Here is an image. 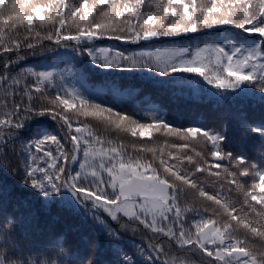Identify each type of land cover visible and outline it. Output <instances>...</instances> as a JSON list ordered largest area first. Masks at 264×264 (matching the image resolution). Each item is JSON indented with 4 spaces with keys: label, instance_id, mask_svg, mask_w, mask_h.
<instances>
[{
    "label": "trees",
    "instance_id": "trees-1",
    "mask_svg": "<svg viewBox=\"0 0 264 264\" xmlns=\"http://www.w3.org/2000/svg\"><path fill=\"white\" fill-rule=\"evenodd\" d=\"M197 2L200 3V0ZM146 3L147 0H144L141 13L148 11L150 6L157 7L156 0H151L149 5ZM95 15L96 13H93L94 17ZM125 16H128V13H125ZM67 17L68 15H65V25L60 29L61 34H77L76 23ZM132 21L140 22L139 18H133ZM59 27L58 20L41 22L37 18L31 30L26 24L0 28L2 41L11 42L13 48V51L5 52L3 43H0V75H5V64H8V70L11 71L7 83L3 85V88L8 89V95L5 96L3 89L0 88L2 119L5 118L3 115L5 112L12 111L14 101L20 103L23 99L27 104V98L20 95L24 81H21L20 88L14 92L11 77L32 69L37 73L52 74L50 81L45 82V91L49 97L59 94L69 98L65 96V92H73L90 103L111 108L113 112L130 116L139 123L163 121L170 127L181 130L198 127L202 129L201 135L203 131H208L222 136L223 139L220 141L222 154L232 153L233 157L243 156L245 162L240 164L236 160H220L212 157L210 151L212 142L202 135L201 137L207 142L205 161L211 165L212 170L199 175L200 186L210 194L219 193L222 201L227 200L234 204L237 208L234 215L238 214L244 223L252 226H256V223L259 226L264 224V220L257 215L264 212V205L252 201L250 196L247 199L256 209L253 212L255 218L252 219L246 211H240L242 208L248 209L252 215L251 208L243 203L248 192L264 197L259 187H253L260 183L257 173H264V136L254 132L245 135L242 128L244 123L252 127L264 128V91H260L254 81H243L234 88L218 90L197 73L177 71L162 75L145 67H101L84 51L86 48L91 51L97 48L106 49L109 59L118 52L132 55L141 51L151 52L156 48L168 47H183L194 52L195 49L209 44L222 46L228 52L233 48H239L243 52L264 44V37L228 24L214 26L212 27L214 30L206 28L197 32L182 33L179 36L157 37L137 43L122 39L98 38L91 41L82 40L79 43L62 40L61 44L57 45L55 36L51 41L45 39L49 33H55ZM80 27H87V23H80ZM17 43L20 45L18 49L15 47ZM28 43H33L34 48H27ZM203 55L211 68L215 64V55L209 52ZM185 58L191 57L185 54ZM217 71L213 68L208 74L215 76ZM26 79L34 87L35 77L27 76ZM34 95L38 94L34 93ZM71 102L78 104V101ZM5 104L7 107H4ZM66 114L73 121V131L75 127L84 128L87 124L88 129L101 140L111 141L115 146L122 145L126 156H141L151 162L161 174H163L159 163L161 159L178 168L182 173L192 168L186 159L190 148L185 139L175 134L152 129L150 136L140 137L137 134L133 137L131 133L115 132L111 125L98 117L80 116L74 109H67ZM23 115L24 113L21 112V117ZM3 130L7 131L4 140L0 141V144L2 143L0 235H3L5 240L0 241V252L7 253L6 264H24L26 261L31 264H125V256L130 258L128 264H189L188 261L178 263L179 260L158 257L149 248L150 243L155 244L151 239L154 235H150L149 230L143 225L132 223L127 229L120 228V224L126 223V217L120 216V224H118L102 209L93 208L90 202L80 205L72 203L65 194V189L46 198L31 187L30 181L25 183L26 165L46 166L42 159H38L36 164H33L31 159L33 155L43 157V152L48 148L56 154V146L51 142H46L42 145V150L37 151L34 143L36 140L44 139L49 134L55 135L65 149H71L72 145L65 139L68 129L63 125V121L54 119L49 113L33 114L24 121L22 127L15 130L14 136H8V129ZM156 133L169 135L173 139L171 142L184 146L181 148L169 144L167 153H155L153 159V153L144 151L143 143H139L145 139L153 140ZM108 146L107 143L95 145L97 149ZM77 157L75 162L61 160L60 163L66 164V167L75 174L81 171L79 165L84 162L82 152L77 153ZM107 159L108 157H103L104 162H107ZM100 161L101 157L97 155L95 163L98 165ZM216 163L223 167L216 168ZM224 167L230 172H236V177L224 179ZM244 170H248V176L239 175ZM215 172L220 173V178L210 174ZM102 177L107 179V173L102 172ZM190 178L192 179L193 175ZM231 179L242 184L243 189L237 188L235 184H229L228 180ZM187 200L183 207L180 206L182 209L195 206L201 209L205 204H212L204 198L194 197L192 192L187 196ZM212 207L218 208L216 205ZM218 215L224 217L222 210ZM204 216L205 218L211 216L216 221V215L211 211ZM183 218L185 230L195 235L193 221L198 220L199 217L187 212ZM177 227L178 225H174L173 229ZM234 227L237 229L236 237L246 239L257 247L264 243L257 236L241 237V230H245L243 226L234 225ZM109 229L113 234H110ZM163 241L172 243L169 247L171 250L180 247L167 237ZM190 252L192 253L189 255L197 256L196 251ZM174 253L176 254V250ZM203 262L204 260L197 263L203 264Z\"/></svg>",
    "mask_w": 264,
    "mask_h": 264
},
{
    "label": "snow or ice",
    "instance_id": "snow-or-ice-1",
    "mask_svg": "<svg viewBox=\"0 0 264 264\" xmlns=\"http://www.w3.org/2000/svg\"><path fill=\"white\" fill-rule=\"evenodd\" d=\"M9 4L15 7L7 14H3V9L0 8V28L26 24L31 30L37 18L41 22L55 19L58 20L60 27L55 33H49L45 39L51 41L55 36L57 45L61 44L62 40L79 43L82 40L91 41L98 38L122 39L137 43L228 24L264 37V0H200V3L197 0H156L159 9L156 14H152L151 6L148 12L141 13L144 0H79V3L76 0H3L2 5ZM66 10L67 18L76 23L75 35L61 34L60 29L65 25ZM93 13H96L95 17ZM125 13H128V16H125ZM133 18H139L140 22L132 23ZM85 22L87 27L81 28L80 23ZM0 43H3L5 52L13 51L11 42H3L0 37ZM15 47L18 49L20 45L17 43ZM27 48H34V44L28 43ZM84 51L101 67H145L162 75L177 71L197 73L218 90L234 88L243 81H254L255 86L260 91H264V44L243 52L239 48H233L228 52L222 46L211 44L195 49L194 52L183 47L156 48L155 51H141L132 55L118 52L111 59L106 54V49L97 48L91 51L86 48ZM205 52L215 55V64L211 68L210 64L206 63L207 58L203 55ZM101 53L104 55H100ZM185 54L191 58H185ZM213 68L218 70L217 75L210 76L208 72ZM4 71L5 75H0V88L7 96L8 89L3 88V85L8 81V64H5ZM27 76L35 77L34 87L27 82ZM51 78V73H37L32 69L12 76L11 86H14V92L20 88L21 81H24L20 95L27 98V104L23 99L20 103L14 101L12 111L5 112L3 114L5 118L0 119V131L7 128L9 135L12 136L15 135V130L22 127L24 121L33 114L49 113L54 119L63 121V125L68 129L65 139L72 145L70 150L65 149L57 136L51 134L34 142L37 151H41L42 145L46 142L55 144L56 154L48 148L43 152V157L33 155L31 157L33 164H36L38 159H42L46 166L26 165V184L30 181L31 187L46 198L66 189L77 198L79 203L90 202L93 208L102 209L118 224H120V214L127 217L128 222L120 224V228L127 229L132 223L143 225L153 233L175 241L182 248L194 246L205 258L203 264H216L218 261L222 264H264V244L257 247L246 239L236 237L237 229L233 222L236 226L242 225L247 232L261 238L262 241H264V224L257 227L244 223L238 214L234 215L237 212L236 206L227 200L222 201L219 193L210 194L205 191L196 179L190 178L194 175L191 170L182 173L178 168L161 159L159 162L163 169L161 174L151 162L141 156H126L122 145L115 146L111 141L101 140L88 129L87 124L84 128L75 127L73 131V121L66 114V110L74 109L78 115L84 117L103 118L107 124L130 132L133 137L137 134L140 137L150 136L151 130L156 129L166 130L167 133L186 140L190 135L195 136L200 133L201 128L189 127L182 131L170 127L163 121L139 123L130 116L113 112L111 108L90 103L73 92H65V96L70 99L59 94L49 97L45 91V82L50 81ZM71 101H78V104ZM4 107L7 105L5 104ZM21 112L24 113L23 117ZM242 128L245 135L254 132L264 136V128L252 127L246 123ZM202 135L212 142L210 149L212 157L220 160H236L244 164L243 156L233 157L232 153L222 154L220 150L222 136L208 131H203ZM105 143L109 145L106 148L95 147L96 144ZM144 151H151L155 159V149H144ZM80 152L83 154L84 162L79 165L81 171L73 174L66 164H61L60 161L75 162L78 159L77 153ZM97 155L101 157L98 165L95 163ZM200 155L197 153V156ZM103 157H108L107 162H104ZM186 159L190 164H195V172H210L211 165L204 167L201 161H193L191 155ZM215 167L223 166L216 163ZM223 171L226 180L237 175L236 172H230L227 167H224ZM102 172L107 173V179L102 177ZM210 174L220 178L219 172ZM239 175L248 176L249 172L244 170ZM257 175L260 183L253 187H259L260 192L264 193V173ZM228 183L243 189V185L237 183L235 179L228 180ZM186 190H191L194 197L204 198L212 204H205L201 209L195 207L182 209L178 200L180 194ZM248 196L252 201L264 205V197L248 192L243 203L251 208V211L255 212L256 209L249 204ZM212 205L218 208H213ZM221 210L225 222L220 227L216 226L217 221L211 216L208 218L204 216L210 211L213 215H217ZM240 211L246 209L242 208ZM187 212L199 217L198 220L193 221L195 235L185 230L183 217ZM257 215L264 220V212ZM97 219L99 220V216ZM174 225H178L176 230L173 229ZM109 232L113 234L111 229ZM4 240L5 237L0 235V241ZM209 244L214 245V248L210 249ZM149 248L157 254H163L165 251L162 241L150 243ZM7 259V253L0 252V264H6ZM124 260L125 264H128L130 258L125 256ZM24 264L31 262L26 261Z\"/></svg>",
    "mask_w": 264,
    "mask_h": 264
},
{
    "label": "rangeland",
    "instance_id": "rangeland-1",
    "mask_svg": "<svg viewBox=\"0 0 264 264\" xmlns=\"http://www.w3.org/2000/svg\"><path fill=\"white\" fill-rule=\"evenodd\" d=\"M76 1H79V0H76ZM2 3H3V0H0V5H2ZM150 3H151V0H147L146 5L147 4L149 5ZM158 10L159 9L156 6L151 7L152 14H156V12ZM148 11H146V12H148ZM146 12H144V13H146ZM144 13H142V14H144ZM65 15H68L67 11H66ZM122 22L123 21H121V23ZM132 23H133V21H132ZM10 75H11V71H8V77ZM0 113H2V112H0ZM0 119H2V117H0ZM99 119H103V118H99ZM125 124L127 125V122H125ZM111 126H112V129H114L115 132H117V133H124V134H126V133L129 134L130 133V132L123 131L122 129H117L113 125H111ZM4 129H7V128H4ZM6 131L7 130H2L0 132V133H2V134H0V141H3L4 140V136L6 134ZM164 131H166V130H164ZM15 134H16V131H15ZM8 136H12V135H9L8 134ZM201 136L202 135L200 133H197L195 136H191L190 135L189 138L186 139V142L188 144V148H190V151H188V156L191 155L193 157V161H198L199 160V161H201V163L203 164L204 167H208L209 165L207 163H205V160H206L205 148H206L207 142H205L204 139ZM159 139L161 141H159ZM171 139L172 138L169 135L163 136V135H161V133H156L155 136L153 137V140H151V139H145V140L141 141L139 144L143 143L142 147L145 148V149H155L156 150L155 151L156 154L162 153V152L163 153H167V147L169 146V144L178 145L181 148L184 146V145L179 144V143L171 142ZM0 147H2V143L0 144ZM197 153H200L201 155L200 156H197ZM191 167H192L191 168V171L194 173L192 179H196L199 182V184H200V180L201 179H200L199 175H204V173L203 172H195V164L194 163L191 164ZM210 170H212V167H211ZM65 194L67 195V197L70 199L71 202H72V200L74 202L76 201L77 198L71 192L67 191L66 189H65ZM190 194H191V190H186V192L180 194V198H179V202H178L180 206L183 207V205L188 201L187 200V196L190 195ZM188 205H189V203H188ZM246 213L252 219L255 218V216L253 214V211H251L252 215H250V213L248 212V209H246ZM125 221L128 222V218ZM216 221H217V225L216 226L217 227H220V225L225 222V216L222 217V216H220V215L217 214L216 215ZM130 225H132V224H130ZM233 225H235V222H233ZM256 226L259 227V225L257 223H256ZM241 231H242V234H243V235L242 234L240 235L241 237H243L244 235H248V236H251L252 235L249 232H247L246 230H243L242 229ZM149 233H150V235L151 234L154 235L153 237H151V239H152V241H154V243H159L161 241L164 243V249H165V251H164L163 254H157L156 252H154L158 257L163 256L165 259H169V260H179L178 263H181V261H188L189 264H198L197 262L203 261L205 259L200 254V252L197 249L194 248V246H184L183 248L180 246L178 248H175L174 249V250H176V254H175L174 253V250H171L169 248V247H171L172 243H170V242L165 243L163 241V240H165V237L164 236L157 235V234L153 233L150 230H149ZM226 241H227V238H226ZM261 242H263V241L261 240ZM208 247L214 248V245L209 244ZM182 250H183V253H182ZM190 251H196L197 252V256L196 255H194V256L193 255H189L190 253H192ZM187 252H188V254H185ZM177 253H179V254H177ZM179 257H181V259ZM216 263L217 264H222V262H219V261L216 262Z\"/></svg>",
    "mask_w": 264,
    "mask_h": 264
},
{
    "label": "clouds",
    "instance_id": "clouds-1",
    "mask_svg": "<svg viewBox=\"0 0 264 264\" xmlns=\"http://www.w3.org/2000/svg\"><path fill=\"white\" fill-rule=\"evenodd\" d=\"M15 7V5L9 4V5H0V8L3 9V14H7L10 10H12Z\"/></svg>",
    "mask_w": 264,
    "mask_h": 264
}]
</instances>
